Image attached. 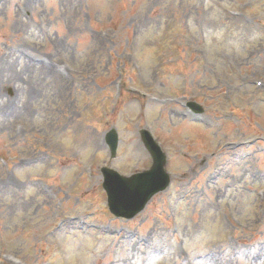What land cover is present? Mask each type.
<instances>
[{"label": "rangeland", "instance_id": "1", "mask_svg": "<svg viewBox=\"0 0 264 264\" xmlns=\"http://www.w3.org/2000/svg\"><path fill=\"white\" fill-rule=\"evenodd\" d=\"M142 129L172 182L117 219ZM0 264H264V0H0Z\"/></svg>", "mask_w": 264, "mask_h": 264}, {"label": "water", "instance_id": "2", "mask_svg": "<svg viewBox=\"0 0 264 264\" xmlns=\"http://www.w3.org/2000/svg\"><path fill=\"white\" fill-rule=\"evenodd\" d=\"M192 106L199 108L195 104ZM142 136L145 146L153 158V167L150 171L125 178L111 169L104 168L102 170L105 176L104 188L108 194L110 210L119 217H134L145 208L148 201L157 192L164 190L169 183V176L166 172V155L147 132H143ZM108 138L114 157L118 147L116 131H111Z\"/></svg>", "mask_w": 264, "mask_h": 264}]
</instances>
